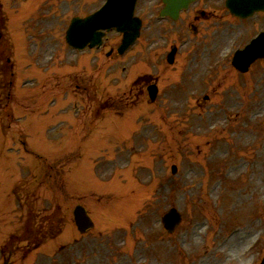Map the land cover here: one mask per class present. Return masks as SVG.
Segmentation results:
<instances>
[{
    "label": "rangeland",
    "instance_id": "374dc122",
    "mask_svg": "<svg viewBox=\"0 0 264 264\" xmlns=\"http://www.w3.org/2000/svg\"><path fill=\"white\" fill-rule=\"evenodd\" d=\"M7 1L9 33L0 27V71L4 72L0 112L5 115L0 114V263L8 257L13 264H258L264 255V160L252 176L250 168L260 153L264 155L260 147L264 142V61L253 64L246 74L220 78L219 84L205 79L189 83L192 89L186 97L168 82L172 72L166 70V57L173 35L164 30L156 33L160 27L169 28L171 21H153L149 28L147 24L141 39L123 54L116 50L122 40L117 30L107 34L100 48L75 52L65 42L69 20L76 12L84 15L95 10L105 0ZM154 1L159 6V0ZM149 5L148 0L141 2L146 19ZM28 20L33 27L29 31L23 22ZM255 28L252 25L249 30ZM229 34L226 40L234 39L236 45L242 35H248L241 30ZM30 44L36 45L32 54ZM222 44L205 59L219 61L225 65L222 68L232 67L222 59L226 49ZM112 46L114 52L107 55ZM31 64H40L41 72L26 82L29 74L36 75ZM15 69L19 86L12 87L6 73ZM156 72L161 73L162 93L156 104H150L142 93V81ZM140 75L147 77L142 80ZM227 85H238L244 109L234 98L227 102L231 94ZM202 91L213 93L208 102L198 101ZM74 92L87 97L81 100V111L71 107ZM36 94L49 101L57 97L56 106L46 114H34L38 104L25 107L33 98L39 99ZM145 109L160 111L166 129L158 127L163 123L158 120L160 112H154L157 127L148 126L147 136L135 130L143 116L138 114ZM218 110L219 117L214 113ZM12 113L19 121L14 129L24 130L30 152L22 148L23 138L5 136L7 116ZM251 114L254 118H246L244 124L243 117ZM144 126L140 124L141 131ZM130 134L137 135L135 141ZM221 136L228 140L222 152L213 155ZM123 139L125 147L116 143ZM108 149L117 160L102 161L101 167L98 162L95 167L97 158L107 159ZM238 159L247 164L229 173ZM173 164L178 165L175 174ZM81 200L96 221V227L83 234L73 216V207ZM171 206L183 215L172 233L162 224V213ZM73 235L80 237L67 243ZM36 239L42 243L38 248L30 242ZM45 253L55 257L42 262Z\"/></svg>",
    "mask_w": 264,
    "mask_h": 264
},
{
    "label": "water",
    "instance_id": "95a60500",
    "mask_svg": "<svg viewBox=\"0 0 264 264\" xmlns=\"http://www.w3.org/2000/svg\"><path fill=\"white\" fill-rule=\"evenodd\" d=\"M167 6L173 7L170 0H165ZM263 1V0H262ZM186 0H183L182 3H185ZM135 0H108L103 8H101L97 13L87 17L86 19L74 18L72 24L69 28L67 38L69 42H72L76 46L82 47L88 41L90 45H95L96 43H101V37L103 32L98 30L102 28H111L116 26L117 29L125 32V42L124 45H127L134 40L138 34V28L140 26V21L137 18H133V7ZM232 10L239 14H248L255 9L264 8V2L261 0H243L235 3H230ZM179 6V3L174 4V11ZM168 10V8H167ZM172 10V9H171ZM253 45L264 46V36L258 38ZM252 44L250 46H252ZM248 47L245 52H240V56L243 60H246L248 64L253 58L249 56L246 57V54L251 50V47ZM245 54V55H242ZM76 218L80 226L89 222L84 214V210L81 206L76 207ZM180 220V215L172 209L171 212L165 217L166 225L169 229H173L176 226V223ZM264 264V263H263Z\"/></svg>",
    "mask_w": 264,
    "mask_h": 264
},
{
    "label": "flooded vegetation",
    "instance_id": "af4514ba",
    "mask_svg": "<svg viewBox=\"0 0 264 264\" xmlns=\"http://www.w3.org/2000/svg\"><path fill=\"white\" fill-rule=\"evenodd\" d=\"M225 0H195L189 4V7L181 12L182 24L178 27L175 34L185 33L188 30H193L197 35H205L206 32H215L217 30L212 29L214 25H219L223 27V31L228 28V24H222L217 22V19L220 17L227 16L228 13L224 9L223 4ZM260 20H255L251 22L264 28V13H259Z\"/></svg>",
    "mask_w": 264,
    "mask_h": 264
},
{
    "label": "bare ground",
    "instance_id": "6f19581e",
    "mask_svg": "<svg viewBox=\"0 0 264 264\" xmlns=\"http://www.w3.org/2000/svg\"><path fill=\"white\" fill-rule=\"evenodd\" d=\"M257 44H255V45H253L252 44V46H250L251 48V50H250V52H248L247 54H251V55H256V54H258L260 51H261V49H262V45H260V46H256ZM232 239V237H230V240ZM231 249V251L233 250L234 251V246H231L230 247Z\"/></svg>",
    "mask_w": 264,
    "mask_h": 264
}]
</instances>
